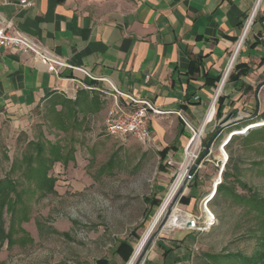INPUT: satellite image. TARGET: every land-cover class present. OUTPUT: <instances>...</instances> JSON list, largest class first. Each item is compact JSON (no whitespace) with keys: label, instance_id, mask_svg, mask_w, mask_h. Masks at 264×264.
<instances>
[{"label":"crops","instance_id":"obj_1","mask_svg":"<svg viewBox=\"0 0 264 264\" xmlns=\"http://www.w3.org/2000/svg\"><path fill=\"white\" fill-rule=\"evenodd\" d=\"M9 1L0 0V22L67 67L54 73L31 54L1 51L0 121L25 127L43 109L58 113L62 101L77 100L80 131L100 130L113 104L100 81L106 79L162 111L150 124L148 146L177 165L189 128L211 133L210 140L214 131L264 117V0L211 118L230 51L256 0H27L26 8ZM196 234L174 231L143 264H195Z\"/></svg>","mask_w":264,"mask_h":264},{"label":"rangeland","instance_id":"obj_2","mask_svg":"<svg viewBox=\"0 0 264 264\" xmlns=\"http://www.w3.org/2000/svg\"><path fill=\"white\" fill-rule=\"evenodd\" d=\"M48 112L43 109L42 117L25 127L0 121V180L10 174L18 190L29 188L22 176L29 143L74 149L73 159L55 163L48 171L54 180L53 192L25 199L27 218L13 224L11 242L5 241L0 248V264H95L103 258L108 264H128L179 173L185 148L180 165L167 161L161 169L155 148L133 138L115 141L103 127L63 133L51 126ZM254 124L261 126L243 132ZM263 126L264 117L223 129L208 153L204 150L211 133L203 132L188 151L192 158L186 187H181L134 264H143L159 240L183 226L182 211H198L200 203L213 194L207 209L215 222L208 232L193 237L194 263L216 264L224 256L237 255L264 264L263 216L242 201L252 196L264 201ZM229 135L222 160L219 147ZM219 185L226 191L215 196ZM9 218L5 213L6 231L11 227ZM122 243L131 250L127 260L115 253ZM211 256L219 259L214 262Z\"/></svg>","mask_w":264,"mask_h":264},{"label":"built area","instance_id":"obj_3","mask_svg":"<svg viewBox=\"0 0 264 264\" xmlns=\"http://www.w3.org/2000/svg\"><path fill=\"white\" fill-rule=\"evenodd\" d=\"M1 3L10 4V1L1 0ZM260 3L261 0L255 1L253 8L242 23L239 37L230 51L227 65L221 76L218 91L209 110L212 109V105L216 101V98L220 93L228 75L235 66L236 59L248 32L251 29ZM30 5L31 2L27 0H19L17 2V6L20 8H26ZM6 49H11L19 53L31 54L34 60L43 62L47 65V69L54 73H57L60 68L67 67L65 63L54 59L47 50L43 49L39 44L29 37L22 33L12 31L11 25L9 23L0 22V52ZM82 71L87 74L86 71ZM145 79H148V76H146ZM100 81L107 84L108 90L106 93H104L108 94L113 101L112 106L107 111L103 124L105 134L118 142H124L128 138H133L138 143L148 146L151 142L150 124L153 121V118L157 115H160L162 111H159L147 101H143L130 95L121 93L120 91L116 90L106 79H101ZM85 90L90 91L91 88L86 87ZM120 99H122L123 102H120ZM189 131L191 133V137L185 147V153L190 151L191 148L195 147L197 142L200 140V137H197V141L192 142L198 131L191 128H189ZM229 137H231V135H229ZM213 195H210L209 197L207 196L200 203V209L198 211H182L181 215L184 219V224L183 226L177 227L174 230H186L197 234L208 232L215 222L214 215L210 214L207 209V204L211 202L210 200L212 199ZM204 212L209 216V219L204 217Z\"/></svg>","mask_w":264,"mask_h":264},{"label":"trees","instance_id":"obj_4","mask_svg":"<svg viewBox=\"0 0 264 264\" xmlns=\"http://www.w3.org/2000/svg\"><path fill=\"white\" fill-rule=\"evenodd\" d=\"M56 103L57 102L54 99L51 105L52 109H54ZM78 107L79 103L77 102V100L73 102L67 100L62 101V109L60 112L56 113L54 110H51L49 123L53 128L63 133L69 130L77 132L80 131L81 127L80 124L77 122ZM216 115L218 116V113H216ZM252 121L253 119L244 120L234 126V128L245 123L249 124ZM66 126L69 128L67 129ZM261 129H264V126ZM26 149V153L22 158V162L23 164H25L22 176L26 179L27 183L29 184V188L18 190V182L14 181V179L10 177V174L6 176L3 180H0V248L5 241H7V243L11 242V234L13 231L12 227L15 221L21 222L26 220V205L24 203L25 199L33 197L37 193H40L41 197L45 196L46 193H52L54 180L51 179V177H48V171L52 168L55 163H66L67 161L73 159L72 154H74L73 147L64 148L63 146L54 144H48L47 147H45L43 144L29 143ZM64 151L66 153H64ZM157 155L160 159L162 169V164L166 159L165 152H160ZM230 158L231 157H229L228 160H230ZM221 191H226V189L223 186L219 185L216 188L215 196ZM242 201H246L247 205H252V207L256 208L257 212H259V215L263 216L264 221V201L257 199L255 196H252L248 200ZM5 213H8L10 215L9 221L11 223V227L8 231H6L4 228ZM18 214L20 215L18 216ZM115 253L127 260L130 257L131 250L127 244L122 243V245L117 250H115ZM209 258H211L215 262L218 257L211 256ZM108 263V260L103 258L96 261L95 264ZM215 263L262 264L261 262L256 263V260L254 258L239 257L237 255L224 256L219 259V261L217 260Z\"/></svg>","mask_w":264,"mask_h":264},{"label":"bare ground","instance_id":"obj_5","mask_svg":"<svg viewBox=\"0 0 264 264\" xmlns=\"http://www.w3.org/2000/svg\"><path fill=\"white\" fill-rule=\"evenodd\" d=\"M212 111L210 109L208 117L211 118L210 114ZM207 117V118H208ZM261 126V124H254L251 125L250 128H248V130H250L251 128L254 127H258ZM247 130V131H248ZM203 134V129H199L196 137L193 139L192 142H196L197 141V137H201ZM239 134V133H236ZM230 137L226 136L224 142L222 143V146L224 145V143L226 144L228 139ZM219 147V153H220V157L221 159H225V152L223 150V148L221 149V147ZM185 157H184V162L180 165V169H179V173L176 175L174 181L172 182L171 186L169 187V189L167 190V192L165 193V196L163 197L159 207L156 209V212L154 213L150 223L148 224V227L143 235V237L139 240L137 246L134 249V253L132 254V257L130 259V261L128 262V264H134V262L136 261V259L138 258L139 254L142 251V248L144 246L145 241L150 237V235L154 232V230L156 229L160 219L162 218V216L164 215V213L168 210L170 204L172 203V201L174 200L175 196L178 194V192L180 191L181 187L185 188L187 181H186V174H187V168L189 166V164H191V155L190 152H186L184 153ZM162 197V196H161Z\"/></svg>","mask_w":264,"mask_h":264},{"label":"water","instance_id":"obj_6","mask_svg":"<svg viewBox=\"0 0 264 264\" xmlns=\"http://www.w3.org/2000/svg\"><path fill=\"white\" fill-rule=\"evenodd\" d=\"M229 119H230V116L225 117L224 119H222V120L220 121V123H219V124H220V127L225 126V125L227 124V122L229 121ZM257 128H260V127H254V128H251L250 130L257 129ZM247 130H248V128H245V129L243 130V132H246ZM220 134H221V130H218V131L215 133V135L212 137V139H210V140L208 141V143H207L206 146H205V153H208V151H209L210 147L213 145L215 139H216L218 136H220ZM224 145H225V143H224ZM224 145H223V146H224ZM223 146H222V147H223ZM222 147H221V149H222ZM157 233H158V231L155 232V234L153 235V238L157 235Z\"/></svg>","mask_w":264,"mask_h":264}]
</instances>
